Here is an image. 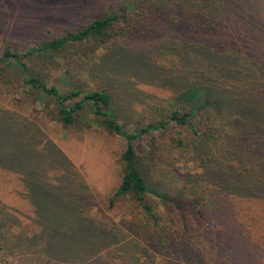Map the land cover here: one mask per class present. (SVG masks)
Listing matches in <instances>:
<instances>
[{
    "label": "trees",
    "instance_id": "obj_1",
    "mask_svg": "<svg viewBox=\"0 0 264 264\" xmlns=\"http://www.w3.org/2000/svg\"><path fill=\"white\" fill-rule=\"evenodd\" d=\"M104 2L99 16L74 32L25 52L5 50L0 70L17 68L27 85L55 105L52 120L63 128L100 130L124 141L120 184L102 200L106 210L125 211L123 228L96 219L93 211L101 205L91 190L85 193L78 173L70 174L74 181L66 174L72 171L69 167L75 168L58 146L49 143L29 158L32 135L26 125L13 128L6 122V133L1 130L0 168L21 179L28 174L31 195L41 197L37 208L56 227L66 226L61 248L80 254L87 263L115 264L111 255L134 247L138 240L140 255L134 264H159L155 262L159 258L164 259L161 264H264V21L247 18L251 10L260 17L262 9L240 7L237 17L218 0ZM161 14L170 16L169 21L189 37L169 41L159 53H147L156 63L163 57L170 70H152L151 58L143 55L147 62L143 68L151 72L147 84L167 91L147 107L132 108L123 99H128L124 86L117 94L110 87L62 92L38 75H26L24 60L57 54L68 46L85 48V44L90 46L81 51V58L75 53L79 64L84 71L103 72L99 63L91 65L96 52L121 47ZM204 31L207 35L202 39ZM129 125L133 131L126 130ZM171 153L194 165V173L174 184L167 182L166 174L160 176L162 182L159 177L164 166L174 179L172 169L178 160L165 156ZM45 154L56 162V186H48L44 174L32 165L39 164L40 171L41 165L49 166ZM50 190L56 195L51 196ZM148 196L160 202L162 213L153 211ZM213 228H217L215 239L210 235Z\"/></svg>",
    "mask_w": 264,
    "mask_h": 264
},
{
    "label": "rangeland",
    "instance_id": "obj_2",
    "mask_svg": "<svg viewBox=\"0 0 264 264\" xmlns=\"http://www.w3.org/2000/svg\"><path fill=\"white\" fill-rule=\"evenodd\" d=\"M104 1L0 0V55L5 50L25 52L42 41L51 40L68 31L74 32L80 29L99 16ZM218 1H221L223 5H228L231 14L237 17L240 7L248 6L249 8L252 6L262 9L260 17L252 15L251 10L247 18L250 21H264V0ZM169 17L164 14L157 15L155 20L151 19V23L146 24L145 28L140 27L138 34L128 42H123L121 47L112 49L113 46H111L108 51L99 49L96 52L97 58L91 61V65L99 63L103 66V72L97 73V70L89 72L87 69L84 71L79 64L78 55L75 53L78 52L81 58V51L90 46V44H85V48L68 46L57 54L24 60L28 68L26 75H38L48 86H56L62 92L72 89L97 90L110 87L112 92L117 94L124 86L127 91L124 96L126 95L128 99H123L129 100L132 108L147 107L155 97L164 98L167 91L158 88V85L155 87L147 84L151 79L147 75H150L151 72L147 68H143L147 63L143 55L151 58L147 54L148 52L154 50L159 53L166 43L179 40L184 36L176 25L172 24L174 22L169 21ZM205 32L200 38H205L207 35ZM184 37L189 36L185 35ZM105 54L107 57L101 61ZM161 60V63H156L157 60L151 58L149 60L150 68L154 70L157 67H164L166 70H170L171 64L166 62L163 57ZM0 75V132L6 128L8 122L10 125L12 124L13 128H21L24 125L29 127L32 135L28 147V149L30 148V159H32L33 153L41 152L49 143L58 146L75 168L69 167L72 171L66 174L74 181L70 174L78 173V178L84 181L82 183L86 190L85 193L87 194V191L91 190L92 198L99 206L101 205L93 211V215H97L96 219L105 223L113 222L117 229H122L121 224H123L125 211L118 207L106 210L102 206L105 203H103L105 197L113 194L120 184V156L125 147L124 141L120 137L101 133L100 130L86 131L80 126L63 128L62 125L52 120V116L56 114L55 105L50 100L43 99L38 91L27 85L17 68L0 70ZM119 117L118 119L122 121V116ZM126 130L133 131V126H126ZM4 133H6L5 130ZM1 136L0 133V144L3 139ZM12 140L10 137V144ZM6 151L12 152V147H7ZM45 156L49 160V155L45 154ZM165 156L173 158L176 154H165ZM176 159L178 162L172 169L175 173L174 179L164 166H162L159 175L160 177L166 174L167 182L173 184V181L180 180L188 172L194 173V165L191 162L186 164L180 162V159H183L180 156H176L172 160L176 161ZM26 164L27 162H24L22 167H25ZM5 165L7 167L8 162ZM32 165L35 169L37 166L38 174H44L43 178L48 186L59 184L55 177L56 162L49 163V166L41 165L43 169L41 171L39 164L33 161ZM24 169L27 171L29 167ZM58 175H61V172ZM26 176L21 179L18 174L0 168V264H98V262L87 263L81 260L80 254L76 255L69 249L61 248L60 244L66 241L62 236L63 232L67 231L66 226L56 227L49 221L48 214L41 208H37V202L42 203L41 197L35 199L31 195V183ZM76 180L78 183L82 181ZM162 180L163 178L160 177V182ZM68 185L71 186L69 183ZM50 195L55 196L56 194L50 190ZM148 202L154 212L162 213L164 211L155 197L148 196ZM216 229L210 230L213 239H215ZM131 240L135 239H129V241ZM220 242L224 243L222 236ZM47 246L51 250L45 252L44 247ZM76 246L79 247V245ZM140 246L141 244L137 240L134 247L115 251L111 255V260L115 264H134V260L140 255L138 251ZM262 246L264 247V245ZM155 262L161 264L164 263V259L159 258Z\"/></svg>",
    "mask_w": 264,
    "mask_h": 264
}]
</instances>
